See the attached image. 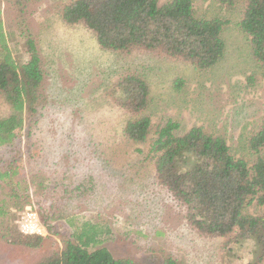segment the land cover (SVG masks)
Returning <instances> with one entry per match:
<instances>
[{
	"label": "trees",
	"instance_id": "obj_1",
	"mask_svg": "<svg viewBox=\"0 0 264 264\" xmlns=\"http://www.w3.org/2000/svg\"><path fill=\"white\" fill-rule=\"evenodd\" d=\"M38 1L0 0V101L8 109L0 115V150H4L0 153V241L28 249L39 247L46 236L22 233L15 211L36 205L39 221L49 234L53 223L65 219L66 204L87 201L95 189L91 174L74 178L59 171L51 179L42 167L34 168L42 148L39 139L32 137V128L43 119L47 101L42 91L46 72L31 24L34 10L30 7ZM218 1L226 6L241 3L237 24L264 77V0ZM4 4L12 10L6 16L7 27ZM58 16L66 24L85 26L100 49L126 59L147 54L202 71L217 64L225 53L221 35L225 21L197 16L192 0L162 4L158 0H70ZM16 41L28 60L14 56L9 42L16 45ZM173 85L180 88L182 79H175ZM104 93L127 114L122 135L137 145L136 164L153 169L155 185L167 194L189 229L229 247L250 241L253 249L248 264H264V211L257 215L244 211L252 202L264 206V115L246 140L248 161L235 156L223 136L200 126L184 131L170 118L154 126L146 114L150 84L138 68L122 66ZM24 141L23 153L20 143ZM73 220L66 217L72 232L62 249L47 250L33 264H136L129 257H114L103 246L111 234L108 226ZM161 264L179 263L164 254Z\"/></svg>",
	"mask_w": 264,
	"mask_h": 264
},
{
	"label": "rangeland",
	"instance_id": "obj_2",
	"mask_svg": "<svg viewBox=\"0 0 264 264\" xmlns=\"http://www.w3.org/2000/svg\"><path fill=\"white\" fill-rule=\"evenodd\" d=\"M69 1L40 0L30 7L46 72L42 91L47 94L45 115L32 128V137L39 139L42 148L34 168L42 167L51 179L59 171L74 178L91 174L94 193L87 201L66 204L65 219L53 223L54 231L46 234L39 247L28 249L0 241V264H33L51 248L59 252L72 232L66 217L77 223L88 220L108 226L111 234L103 246L114 257H129L136 264H161L164 254L179 264H248L252 242L229 247L189 229L167 194L155 185L153 169L136 164L137 145L122 135L127 114L104 93L122 66L138 68L150 84L146 114L154 126L168 118L184 131L200 126L207 133L223 136L235 156L251 160L245 144L264 115V77L237 24L241 3L226 6L218 0H192L197 16L225 21L223 57L200 71L185 62L147 54L126 59L100 49L85 26L66 24L58 16V10ZM2 8L7 27L6 16L12 10L8 4ZM16 42H9L14 56L22 62L28 60L22 44ZM177 78L183 81L180 88L173 85ZM7 111L0 101V115ZM20 145L24 153L25 141ZM27 206L37 213L36 205ZM25 207L15 211L17 221ZM244 211L257 215L264 206L252 202Z\"/></svg>",
	"mask_w": 264,
	"mask_h": 264
},
{
	"label": "built area",
	"instance_id": "obj_3",
	"mask_svg": "<svg viewBox=\"0 0 264 264\" xmlns=\"http://www.w3.org/2000/svg\"><path fill=\"white\" fill-rule=\"evenodd\" d=\"M18 224L20 231L24 234L43 237L47 234L45 227L40 223L37 213L33 211L31 206L25 207L20 214Z\"/></svg>",
	"mask_w": 264,
	"mask_h": 264
}]
</instances>
